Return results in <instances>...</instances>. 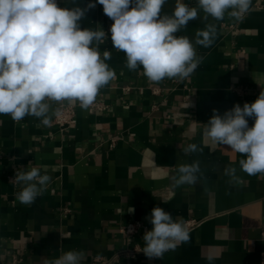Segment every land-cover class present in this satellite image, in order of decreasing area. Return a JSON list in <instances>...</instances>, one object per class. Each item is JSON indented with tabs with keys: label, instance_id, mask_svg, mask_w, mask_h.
<instances>
[{
	"label": "crops",
	"instance_id": "crops-1",
	"mask_svg": "<svg viewBox=\"0 0 264 264\" xmlns=\"http://www.w3.org/2000/svg\"><path fill=\"white\" fill-rule=\"evenodd\" d=\"M89 2L58 0L69 8ZM184 2L195 6L197 0ZM174 4L168 0L163 13L171 14ZM211 22L217 36L211 47L197 46L203 60L195 72L183 80L153 83L142 68L129 70L125 54L113 48L108 32L113 21L102 5L87 12L82 27L100 26L108 34L99 50L111 53L106 63L115 78L94 101L105 109L90 113L78 102H65L76 105L72 129L54 124L61 103H52L49 126L32 116L17 123L0 115V264H12L15 255L20 264H42L69 250L85 253L83 264L261 263L264 174L242 172L244 157L211 142L203 129L213 109L223 115L264 91V0H252L240 21L226 16ZM204 27L200 19L193 20L177 35L193 38ZM253 122L249 119V126ZM189 144L202 151L185 154ZM195 160L201 169L197 184L176 187L178 166ZM229 166L236 168L239 183L224 175ZM30 167L47 172L51 181L24 205L16 199L22 185L10 177ZM156 206L184 227L190 219L200 223L186 230L188 241L175 251L150 260L142 252L143 234L153 227L146 217ZM133 222L142 224L137 234L120 232ZM136 248L135 258L125 253Z\"/></svg>",
	"mask_w": 264,
	"mask_h": 264
},
{
	"label": "clouds",
	"instance_id": "clouds-1",
	"mask_svg": "<svg viewBox=\"0 0 264 264\" xmlns=\"http://www.w3.org/2000/svg\"><path fill=\"white\" fill-rule=\"evenodd\" d=\"M167 2L90 0L84 7L69 8L61 7L58 0H0V115L17 123L32 116L49 126L52 103L78 102L82 109L94 103L100 90L115 78L106 63L111 53L99 50L108 34L100 26L85 28L80 23L97 3L113 21L108 32L113 48L126 56L125 66L131 71L142 68L153 83L189 78L203 60L197 55V46L209 48L216 39L217 25L211 21H223L226 16L240 21L252 4V0H197L190 6L175 0L167 14L163 13ZM197 19L205 27L197 29L193 38L177 35ZM212 111L203 135L243 156L239 166L248 176L264 174V91L253 102L242 107L234 104L223 115L217 109ZM249 119L254 121L252 126ZM197 151L202 149L196 144L184 149L185 154ZM200 171L198 160L179 165L175 186L194 187ZM224 175L232 183L240 182L234 167H226ZM13 180L22 185L16 199L29 205L42 195L51 176L42 174L39 167H30L17 169ZM146 219L153 227L143 234L142 252L150 260L162 259L189 239L182 221L159 206ZM84 260L85 253L69 250L43 259L42 264H83Z\"/></svg>",
	"mask_w": 264,
	"mask_h": 264
},
{
	"label": "built area",
	"instance_id": "built-area-1",
	"mask_svg": "<svg viewBox=\"0 0 264 264\" xmlns=\"http://www.w3.org/2000/svg\"><path fill=\"white\" fill-rule=\"evenodd\" d=\"M233 32H236V29L232 28ZM90 113H96L101 112L105 109V107L102 105V103L94 102L92 105L88 107ZM54 124L59 126L62 129H72L75 128L77 125V112H76V105L72 104H66L65 102L61 103L59 106V110L55 115ZM16 172V171H15ZM15 177V174L10 177V181L13 183H16L13 179ZM70 210L66 209L65 213H69ZM200 221L196 219H190L185 223V229L189 230L196 226H198ZM142 227V224L140 222H133L128 223L121 227L120 232L126 236H132L138 233L140 228ZM262 238L264 239V230L262 232ZM139 250L136 248L135 250L125 251V253L130 258H135ZM22 262V259L15 255L13 257L12 264H20ZM264 264V253L261 255V263Z\"/></svg>",
	"mask_w": 264,
	"mask_h": 264
}]
</instances>
